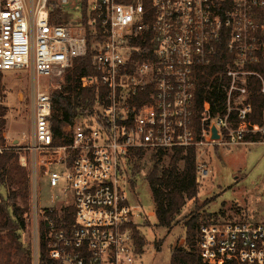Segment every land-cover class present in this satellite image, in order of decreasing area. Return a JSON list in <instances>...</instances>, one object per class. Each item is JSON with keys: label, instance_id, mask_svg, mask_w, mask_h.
I'll return each instance as SVG.
<instances>
[{"label": "built area", "instance_id": "1", "mask_svg": "<svg viewBox=\"0 0 264 264\" xmlns=\"http://www.w3.org/2000/svg\"><path fill=\"white\" fill-rule=\"evenodd\" d=\"M48 1L0 0V120L6 121L8 108L2 72L25 71L32 82L30 135L9 141L3 134L0 143V156L14 154L30 175L23 220L34 239L31 264H39L42 223L47 256L56 263L138 264L133 231L142 209L126 188L131 156L194 150L200 185L210 175L208 148L239 146L248 134H264V127L248 123L247 101L250 77L260 80L264 94V78L248 69L264 63V0H87L89 25L99 26L100 39L92 48L97 75L82 77L80 85L103 87L106 95L90 117L65 129L70 144L59 147L42 83L54 81L61 90L89 43L81 24L50 22ZM220 53L230 58L226 113L213 118L205 102L198 129L192 121L196 73ZM39 164L52 166L45 174L53 193L45 201ZM197 249L202 264H264V223L203 224Z\"/></svg>", "mask_w": 264, "mask_h": 264}, {"label": "trees", "instance_id": "2", "mask_svg": "<svg viewBox=\"0 0 264 264\" xmlns=\"http://www.w3.org/2000/svg\"><path fill=\"white\" fill-rule=\"evenodd\" d=\"M50 10V22L54 25H66L61 19L63 8L57 3L48 1ZM88 1L82 0L80 9L79 24L85 27L89 43L88 54L85 58L77 59L72 69L65 75V85L61 90L50 93L53 104V117L51 118L53 145L68 146L70 144L65 129L72 127L83 117H90L93 108L102 103L106 90L103 87L82 88L80 79L82 77H95L97 74L92 66L94 52L93 45L100 39L98 25L92 30L88 18ZM230 60L225 53H220L213 65L197 70V81L193 97V125L200 129L201 113L203 104L209 103L212 117L226 113V90L228 79L226 78V63ZM249 70H254L264 78V63L250 65ZM248 103L252 112L248 117V123L264 127V94L261 93V82L256 77L249 78ZM0 114L4 112L0 109ZM233 121L236 120L232 114ZM6 121L0 120V143H4L3 130ZM264 141V134H248L245 137L246 143H257ZM216 155H219L218 147L214 148ZM146 153L137 151L131 156L129 182L135 183L138 178L142 161ZM167 154L158 151L151 154L154 166L148 171L146 181L150 186L154 200V217L157 228L171 230L177 223L186 205L196 200L198 196V185L196 178V156L194 150L183 155L178 151L171 155L168 167H164L162 161ZM70 159V158H69ZM72 158L69 160L71 164ZM30 192V175L28 171L20 167L18 157L14 154L0 156V234L6 233L16 245L17 256L14 264H31L32 246L21 242V235L25 231L23 216L27 208L18 206V201L25 200ZM72 210V209H69ZM66 216V214H64ZM56 219V214L51 216ZM200 217H191L184 227L186 229V245L189 250L177 249L171 255L170 264H202L197 249V235L201 225L217 222V215H209L208 222L203 223ZM213 218H215L213 220ZM66 219L73 221L72 216L67 215ZM44 223L40 231L39 264H59L50 260L47 256V248L44 242ZM135 227L133 236L136 251L142 254L145 245L143 237ZM10 260L7 261V264Z\"/></svg>", "mask_w": 264, "mask_h": 264}, {"label": "rangeland", "instance_id": "3", "mask_svg": "<svg viewBox=\"0 0 264 264\" xmlns=\"http://www.w3.org/2000/svg\"><path fill=\"white\" fill-rule=\"evenodd\" d=\"M50 1L57 3V0ZM81 3L82 0H71L70 5L63 7L61 19L67 26L73 28L79 23ZM1 78L8 97L3 134L9 141L23 136L28 137L31 131L28 99L32 96V82L25 71H4ZM42 85L51 93L55 91L57 83L48 81ZM217 152L219 155H216L214 148L206 150L205 158L210 175L198 185L199 193L196 200L186 205L171 230L156 227L154 200L146 181L148 171L154 166L152 153H146L135 183L129 182V166L126 188L131 192L132 204H137L142 209L137 220V231L143 237L145 245L138 264H170L174 250H189L184 225L191 217L198 216L203 223L208 222L209 215H217V222L220 223H264V141L219 147ZM170 157V154L164 157L162 161L164 167H168ZM51 168L52 166L45 164H39L35 168L42 201L47 200L53 193L46 184L45 174ZM68 196H71L70 192ZM28 205L29 194L24 201L21 199L18 201L21 208L28 209ZM21 242L30 244L33 248L34 239L28 230L22 233ZM15 246L8 234H0V264H7L8 260H10L8 264L16 262Z\"/></svg>", "mask_w": 264, "mask_h": 264}, {"label": "water", "instance_id": "4", "mask_svg": "<svg viewBox=\"0 0 264 264\" xmlns=\"http://www.w3.org/2000/svg\"><path fill=\"white\" fill-rule=\"evenodd\" d=\"M213 134H214V138H217L216 137V131L215 130H213Z\"/></svg>", "mask_w": 264, "mask_h": 264}]
</instances>
